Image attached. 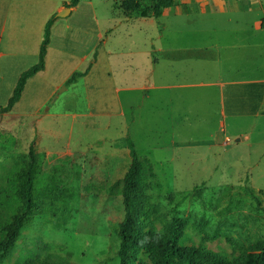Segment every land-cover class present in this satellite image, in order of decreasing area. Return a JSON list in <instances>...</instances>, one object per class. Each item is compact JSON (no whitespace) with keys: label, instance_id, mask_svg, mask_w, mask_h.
<instances>
[{"label":"rangeland","instance_id":"1","mask_svg":"<svg viewBox=\"0 0 264 264\" xmlns=\"http://www.w3.org/2000/svg\"><path fill=\"white\" fill-rule=\"evenodd\" d=\"M58 1L70 2L15 0L10 12ZM123 1L80 0L71 15L57 18L47 72L28 89L22 110L0 113V185L8 156L27 154L31 145L37 154L33 219L4 264H18L40 237L71 264H120L110 238L125 216L123 198L106 189L129 169L127 140L152 164L157 178L149 194L164 212L187 197L180 217L205 218L210 232L246 244L264 239V30L252 29L264 23V0H227L222 12L203 13L195 23L164 13L127 17ZM190 27L210 31L194 36ZM229 27L248 31L232 35ZM9 31L28 34L31 43L37 33L19 25ZM243 38L239 59L216 60L214 48L201 54L204 45L225 52ZM195 39L196 56L186 50ZM153 42L175 47L154 60ZM19 59L2 70L0 109L17 83L13 66L26 64ZM88 69L77 85L67 83ZM118 98L120 106L113 104ZM88 113L111 115L110 127H88ZM112 153L116 163L103 155Z\"/></svg>","mask_w":264,"mask_h":264},{"label":"trees","instance_id":"2","mask_svg":"<svg viewBox=\"0 0 264 264\" xmlns=\"http://www.w3.org/2000/svg\"><path fill=\"white\" fill-rule=\"evenodd\" d=\"M149 2V3H148ZM80 0H70L67 8L78 6ZM175 0H124L121 11L127 17H162L166 9L174 7ZM58 17L54 14L46 23L40 45L38 62L24 71L1 114L13 111L20 102L28 82L46 68L52 29ZM264 27V23H262ZM84 73H75L68 84ZM131 164L122 180L106 189L108 196L120 194L125 216L111 236V250L116 247L120 264H264V239L246 244L231 235L209 231V221L194 214L179 216V204L171 212H164L152 200L151 180L157 175L148 161L142 160L133 143L127 140ZM37 154L31 145L27 154H13L3 164L0 185V264H4L18 246L22 230L34 215V170ZM156 187L162 190L161 184ZM119 188V191H115ZM255 199H257L255 197ZM258 203L260 201L257 199ZM115 226V225H114ZM117 244V245H116ZM35 250H27L18 264H71V260L52 253L55 244L40 237L34 240ZM47 253L46 256L43 254Z\"/></svg>","mask_w":264,"mask_h":264},{"label":"crops","instance_id":"3","mask_svg":"<svg viewBox=\"0 0 264 264\" xmlns=\"http://www.w3.org/2000/svg\"><path fill=\"white\" fill-rule=\"evenodd\" d=\"M15 0H0V80H3V74L2 70H5L7 68V62L10 61L13 58H20L19 60H23L24 63H26L23 66L20 65H14L13 71H14V80H18L20 75L27 70L28 68L32 67L38 62L39 57V51H40V44H41V36L43 35L44 27L47 23V21L54 15L59 12H62L66 7L67 4H69L66 1H58L55 4H52L51 6L35 9V10H29L28 12H21L20 10H16L15 12L11 13L10 8ZM178 2V6H174L172 8L166 9L164 11L165 15L168 16H181L185 18L192 17V21L196 22V16H199L203 13H206L207 15L211 14H217L219 12H222L223 9H221V5L223 3H226L227 0H175ZM238 1V0H234ZM203 3L204 5L201 6L200 4ZM79 5V4H78ZM220 5V6H219ZM77 9V6L74 8H71L70 15ZM14 25H19L22 27V30L24 28L34 27L37 30L36 38L32 43L30 42L28 34H22V35H15L9 31L8 29L10 26V29ZM254 31H259V29L264 30V27L260 23H255L254 28H252ZM207 31H210V29L205 30H199L195 27L192 29L190 27L189 32L193 33L195 36L196 33H205ZM217 31V30H215ZM227 31H230L229 33H232V35H235V33H247L248 29L247 27L242 28H236V27H229ZM250 31V30H249ZM247 38H243L242 40L238 41L236 44H231L229 47L231 49H228V51L222 52V47L219 44H215L214 46L207 44L202 46L201 54L203 51H207L211 48H214L216 50L215 58L216 60H221L224 56L225 59H228L230 57L239 59L242 57L240 55L241 50L240 49H246L247 45ZM177 43V41H174ZM171 42L170 44H172ZM34 45L32 49L27 50V47L29 45ZM53 43L51 42L50 47L48 48V54H47V60H46V68L43 72L38 73L34 78H32L23 93V96L20 100V102L14 107V112L16 109H19V105H21L24 101V99L27 96L28 89L32 84L37 82L48 70V62H49V55H50V48ZM189 45H191V48H186L187 51L192 52L194 56H196V52H198V48L196 47V39L193 41L188 42ZM157 44L154 42L152 43V48L149 53V55L155 60V54L156 53H162L164 55H167L168 52L174 50L175 46L170 47H162L158 48L156 47ZM26 48V49H25ZM234 60V59H233ZM157 60L154 62L156 63ZM97 64V63H96ZM92 69V68H91ZM90 69V70H91ZM91 71H89L85 76L79 77L73 85H77L80 80L83 78H86L89 76ZM15 83V81H14ZM238 83V82H237ZM239 83H242L240 81ZM71 84V85H72ZM60 87L57 86L55 88ZM65 90V89H64ZM132 91L140 90L139 88L130 89ZM51 96V95H50ZM50 96L45 100V104L50 100ZM223 96V95H222ZM147 96H145L146 98ZM119 104L121 105V100L118 98V100H115L113 104ZM23 108V107H22ZM24 109V108H23ZM22 110V109H19ZM40 113H36L35 115H39ZM86 116V125L88 127H100V129H106L110 127L111 125V115L109 114H100V113H88ZM241 139V138H237ZM236 139V143L237 142ZM242 140V139H241ZM122 153V152H121ZM124 154V153H123ZM130 154V153H129ZM106 155L108 158L113 159L116 163L117 161V154H103ZM119 162V161H118ZM121 165V160L119 162ZM127 171H125L126 173ZM125 173L122 177H124ZM98 174L96 176L99 177ZM95 176H91V179H93ZM119 181V180H118Z\"/></svg>","mask_w":264,"mask_h":264},{"label":"water","instance_id":"4","mask_svg":"<svg viewBox=\"0 0 264 264\" xmlns=\"http://www.w3.org/2000/svg\"><path fill=\"white\" fill-rule=\"evenodd\" d=\"M71 13V9L70 8H66L64 9L62 12L57 13V17L58 18H66L67 16H69ZM241 139H237V142H240Z\"/></svg>","mask_w":264,"mask_h":264}]
</instances>
